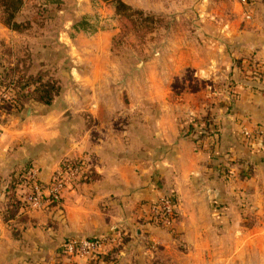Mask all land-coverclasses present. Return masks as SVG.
Masks as SVG:
<instances>
[{
	"label": "crops",
	"instance_id": "crops-1",
	"mask_svg": "<svg viewBox=\"0 0 264 264\" xmlns=\"http://www.w3.org/2000/svg\"><path fill=\"white\" fill-rule=\"evenodd\" d=\"M136 5L153 12L183 10L204 23L197 35L174 40L184 49L157 71L151 95L127 101L122 93L114 100L98 95L102 87L90 76L50 104L31 101L25 113H8L0 123V264H89L90 258L63 249L71 234H109L105 264H151L163 254L167 264H200L204 243L223 235L218 221L240 217L232 205L219 214L225 190L242 188L252 207L264 198V146L247 133L264 123V80L246 69L251 60H264V0H136ZM185 67L206 80L198 90L177 93L171 83ZM208 113L215 134L201 136L200 124L194 134L182 130L183 118ZM82 156L92 160L97 178L66 189L61 204L50 209L20 208L5 216L11 207L8 185L26 165L39 167L41 180L48 181L65 159ZM248 166L250 177L238 179ZM168 192L176 194L181 217L172 229L152 225L146 216L149 203ZM174 228L188 247L172 237Z\"/></svg>",
	"mask_w": 264,
	"mask_h": 264
},
{
	"label": "rangeland",
	"instance_id": "rangeland-1",
	"mask_svg": "<svg viewBox=\"0 0 264 264\" xmlns=\"http://www.w3.org/2000/svg\"><path fill=\"white\" fill-rule=\"evenodd\" d=\"M125 1L135 9L129 14L118 13L114 2L109 0H62L59 4L45 3V0H24L15 14V19L22 26L14 29L6 23L7 12L0 0V123L8 120V113L26 112L25 103L21 107L17 106L14 92L8 90L12 83H8L9 79L6 80L3 73L7 68L15 67L10 78L16 82L24 69L22 64L16 67L22 57L27 59V64H31L30 70L34 73L43 69L48 72L44 78L51 76L59 79L62 88L55 99L64 95L65 90L71 89L73 85L90 82V76L96 77L95 82L102 87L97 94H111L114 100L122 93L127 101L136 100L141 95H151L157 71L167 69L168 62L173 60L171 55L184 49V45L174 40L182 39L186 34L197 35L204 21H194V13L185 15L183 10L153 12L138 8L136 0ZM163 1L168 4L173 0ZM195 12L199 13L197 9ZM85 15L96 30L74 27V23ZM253 61L247 65L249 72L256 67L251 64ZM78 72L80 75L76 74ZM181 73L171 84L178 85L177 81L189 80L200 82L199 76L194 75L190 67L183 68ZM207 80L214 83L213 79ZM108 85L114 86L111 91H105L109 90L105 88ZM70 94L80 93L71 91ZM171 97L175 99L173 95ZM0 129L3 130L1 125ZM85 158L79 157L76 162L81 159L85 161ZM89 161L92 163L91 159ZM91 163H85L83 177L93 167ZM237 176L238 179L250 177L244 169L239 170ZM78 182H74V185ZM225 193V205L219 203V214L232 205L240 212V217L232 219L229 214L218 221L223 235L211 237L204 243L206 252L200 264H264V198L260 197L257 206L252 207L250 196L243 193L242 188L238 192L225 190ZM62 196L46 208L55 203L61 204L58 202L62 201ZM176 218V221L181 218L180 214ZM173 227L168 226L170 229ZM172 232V237L181 239V248L188 247L187 241L177 235L175 228ZM94 236L97 235L71 234L66 236L62 245L70 238ZM158 245L163 246L159 242ZM154 257L151 264H167L169 260L165 254Z\"/></svg>",
	"mask_w": 264,
	"mask_h": 264
},
{
	"label": "trees",
	"instance_id": "trees-1",
	"mask_svg": "<svg viewBox=\"0 0 264 264\" xmlns=\"http://www.w3.org/2000/svg\"><path fill=\"white\" fill-rule=\"evenodd\" d=\"M24 0H2V4L5 7V10L7 12V19L6 23L14 28L19 29L22 26V23L17 21L15 19L16 12L20 9L22 6ZM62 0H45V3L50 4H59ZM114 2L116 11L118 13H124L129 14V12L134 11L135 9L132 8V6L126 2L125 0H109ZM137 11V10H136ZM74 27L77 29H91L96 30L97 28L93 25V23L90 22V19L87 15L83 16L82 19L76 21L74 23ZM20 58V57H18ZM256 64H264V60L261 59H255L253 61ZM23 65L22 73L19 74L16 82L15 80H12L11 76H13L12 71L15 69V67H9L7 68L3 73H5L4 78L8 80V83H12L14 86V100L18 105H23L24 103H28L31 101H38L41 103H47L50 104L55 99L56 95L60 93V90L62 88V85L59 81V79H56L54 77H47L44 78V75L48 72L44 71L43 69H38L35 73L30 70V65L27 64V59L25 57H22L17 62L16 67H19L20 65ZM257 72V73H256ZM256 76L260 79L264 78V71H256ZM8 76V77H7ZM11 77V78H10ZM200 82L189 80L187 81H177L178 85L172 84L176 92H181L185 89L189 90H198L201 86V82H204L206 80L205 78H199ZM14 82V83H13ZM199 83V84H198ZM92 120V119H91ZM89 120L87 125L91 126L93 122ZM200 124L202 126L201 130H203L201 136L205 134H215L217 126L213 124V117L208 113L203 116H196V115H189L182 119L181 121V128L182 130L186 128V134H194L196 130V126ZM196 137V142H199V138ZM75 158H68L65 159L61 165L62 168H66V166L70 163H75ZM30 166L26 165L21 172H19L17 175H14L12 180L10 181L8 185V196L10 199L11 207L8 209V214L5 216H13L21 208L22 202L17 196L16 193V186L17 183L22 179L23 173L26 169H28ZM245 171L250 172L251 167L248 166L245 168ZM98 177V173L96 172L95 168H90L84 177L81 178L80 182H87L91 179H95ZM179 217V214L176 215ZM109 257V255L104 253V256L102 258H92L89 262V264H100L101 259H106Z\"/></svg>",
	"mask_w": 264,
	"mask_h": 264
},
{
	"label": "built area",
	"instance_id": "built-area-1",
	"mask_svg": "<svg viewBox=\"0 0 264 264\" xmlns=\"http://www.w3.org/2000/svg\"><path fill=\"white\" fill-rule=\"evenodd\" d=\"M247 3L248 0H242ZM246 18H251L250 12L245 13ZM250 73L257 75L256 71H264V64H256ZM256 72V73H255ZM264 79V78H263ZM6 87V85H5ZM8 90L14 92V87L9 84ZM3 130L0 129V136ZM251 139L255 138L254 144L264 146V123L258 125L253 131H248ZM87 161L80 160L68 164L66 168H60L48 181H42L39 169L34 165L23 173L22 179L17 183L16 193L22 202V209H43L48 207L52 201L59 199L63 192L72 187L74 182L83 177V167ZM178 214V198L175 193H165L149 203L146 216L148 222L158 227L171 226L176 221ZM112 237L110 235H99L94 237L70 238L63 243V249L75 256L86 258H98L106 253Z\"/></svg>",
	"mask_w": 264,
	"mask_h": 264
}]
</instances>
